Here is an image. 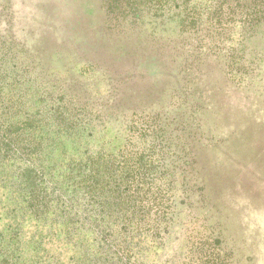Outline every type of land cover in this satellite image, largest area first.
Here are the masks:
<instances>
[{
  "label": "rangeland",
  "instance_id": "rangeland-1",
  "mask_svg": "<svg viewBox=\"0 0 264 264\" xmlns=\"http://www.w3.org/2000/svg\"><path fill=\"white\" fill-rule=\"evenodd\" d=\"M0 264H264V0H0Z\"/></svg>",
  "mask_w": 264,
  "mask_h": 264
}]
</instances>
